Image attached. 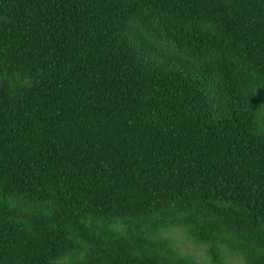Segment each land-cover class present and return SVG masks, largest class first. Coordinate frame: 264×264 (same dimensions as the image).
Segmentation results:
<instances>
[{
    "label": "trees",
    "instance_id": "1",
    "mask_svg": "<svg viewBox=\"0 0 264 264\" xmlns=\"http://www.w3.org/2000/svg\"><path fill=\"white\" fill-rule=\"evenodd\" d=\"M264 264V0H0V264Z\"/></svg>",
    "mask_w": 264,
    "mask_h": 264
},
{
    "label": "rangeland",
    "instance_id": "2",
    "mask_svg": "<svg viewBox=\"0 0 264 264\" xmlns=\"http://www.w3.org/2000/svg\"><path fill=\"white\" fill-rule=\"evenodd\" d=\"M166 235L174 241L175 246L180 249L183 254L193 256L201 263H209V259L205 253V248L198 247L191 243L181 230L174 229L168 232ZM228 262L229 264H243L241 260L231 256L229 257Z\"/></svg>",
    "mask_w": 264,
    "mask_h": 264
}]
</instances>
